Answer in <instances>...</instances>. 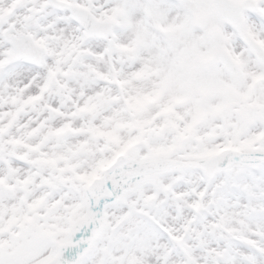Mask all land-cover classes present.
I'll return each mask as SVG.
<instances>
[{
	"label": "snow or ice",
	"instance_id": "obj_1",
	"mask_svg": "<svg viewBox=\"0 0 264 264\" xmlns=\"http://www.w3.org/2000/svg\"><path fill=\"white\" fill-rule=\"evenodd\" d=\"M0 264H264V0H0Z\"/></svg>",
	"mask_w": 264,
	"mask_h": 264
}]
</instances>
